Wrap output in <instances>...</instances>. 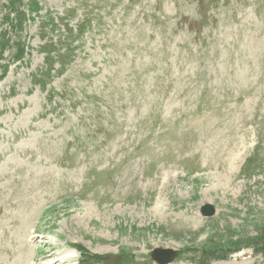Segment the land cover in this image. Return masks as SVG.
Here are the masks:
<instances>
[{
    "label": "rangeland",
    "instance_id": "1",
    "mask_svg": "<svg viewBox=\"0 0 264 264\" xmlns=\"http://www.w3.org/2000/svg\"><path fill=\"white\" fill-rule=\"evenodd\" d=\"M154 248L264 264V0H0V264Z\"/></svg>",
    "mask_w": 264,
    "mask_h": 264
},
{
    "label": "water",
    "instance_id": "2",
    "mask_svg": "<svg viewBox=\"0 0 264 264\" xmlns=\"http://www.w3.org/2000/svg\"><path fill=\"white\" fill-rule=\"evenodd\" d=\"M215 213L212 204L207 203L201 207L200 214L204 217H210ZM176 257V252L168 248H154L151 250V258L157 264H168Z\"/></svg>",
    "mask_w": 264,
    "mask_h": 264
},
{
    "label": "bare ground",
    "instance_id": "3",
    "mask_svg": "<svg viewBox=\"0 0 264 264\" xmlns=\"http://www.w3.org/2000/svg\"><path fill=\"white\" fill-rule=\"evenodd\" d=\"M242 144V143H241ZM232 154V153H231ZM230 159H231V157H229ZM228 158V159H229ZM232 160V159H231ZM235 160V159H234ZM234 160H232V161H234ZM231 168V167H230ZM230 173V172H229ZM218 178V177H217ZM202 179V178H201ZM204 179V178H203ZM205 179H207V178H205ZM221 179V178H220ZM221 181V180H220ZM221 183V182H220ZM223 186L225 187V188H228L230 185L228 184V182L225 180L224 181V183H223ZM92 212V211H91ZM163 213V212H162ZM34 237V236H33ZM53 254V253H52ZM71 256V255H70ZM70 258L69 257H57L56 259H53V260H50V261H47V262H45V264H54V263H58V264H60L62 261H64V260H69ZM31 261V260H30ZM32 263V262H31ZM62 264V263H61Z\"/></svg>",
    "mask_w": 264,
    "mask_h": 264
},
{
    "label": "trees",
    "instance_id": "4",
    "mask_svg": "<svg viewBox=\"0 0 264 264\" xmlns=\"http://www.w3.org/2000/svg\"><path fill=\"white\" fill-rule=\"evenodd\" d=\"M17 53H18V56H19V54H23V50L21 49V50H17ZM20 58V57H19ZM16 59H18V58H16ZM208 261H209V258H208Z\"/></svg>",
    "mask_w": 264,
    "mask_h": 264
}]
</instances>
